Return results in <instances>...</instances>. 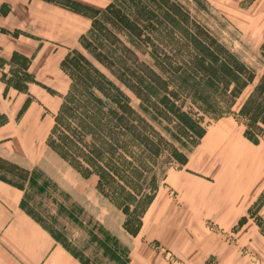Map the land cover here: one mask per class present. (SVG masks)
Listing matches in <instances>:
<instances>
[{
    "label": "rangeland",
    "instance_id": "1",
    "mask_svg": "<svg viewBox=\"0 0 264 264\" xmlns=\"http://www.w3.org/2000/svg\"><path fill=\"white\" fill-rule=\"evenodd\" d=\"M30 1L28 6L20 5L15 11L16 15L24 18L21 20L24 24L11 29L0 25L1 37L7 39L9 44L16 36L23 44L40 43L43 46L41 59L53 66L58 62L65 76H61L62 80L57 83L54 81L57 89L32 78L24 91H18L7 83L21 84L23 61L19 58L10 61L11 54L0 52V77L6 84L0 81L7 92L6 100L0 102V125L9 118L10 123L4 136H12L13 139L9 145L11 156L0 157V179L24 187L19 190L11 186L21 191L20 209L28 212L38 225L69 249L77 260L86 264H124L126 259L128 262L129 246H135L139 256L148 258L150 254L144 253V248L161 250L165 244L163 238L171 250L181 248L183 251L187 247L188 252H199L181 253L178 256L169 253L167 261L172 264H192V259L199 254H210L204 264H256L255 260H251L252 247H247L248 252L245 248L243 235L233 238L232 233L241 227L243 220L250 219L256 223L264 237V189L259 194L257 191L264 184V148L243 149L236 141L239 130H243L245 125L238 112L255 85L264 79V0H170L177 5L178 14L175 18L182 21L175 34L169 31L171 15L159 10L160 5L156 2L142 0L155 10L154 14L160 22L149 29L148 33L152 37L150 44L137 41L135 47L130 45L129 40H136V36L120 31L119 25L113 28L107 24L113 37L132 50V53L127 51L125 55L129 61L140 64L144 62L155 73H159L152 64L154 61L151 55L147 54L152 52L151 45H156L153 55L154 60L161 61L160 67L171 66L175 72L179 65V70L173 76L169 79L161 76V80L166 82V91L170 90L176 95L175 102L182 112L189 113L197 120V132L208 129L210 134L203 142L198 141L201 145L195 151L189 149L186 152L161 129L166 126L165 123L153 115L143 113L153 129L190 161L180 167L171 164L165 170L164 179L160 181L155 197L144 213V233L135 236L122 229L125 218L118 208L97 192L96 177L80 176L48 149L45 142L70 82L61 66L67 53H70V57L64 63L65 68L71 70L72 61H76L78 64L73 65L75 69L72 70L77 71L81 79L93 77L96 71L118 86L127 95L133 108L137 109L140 105L111 73V67L116 70L119 68L118 57L124 54L120 45L116 43L112 47L98 36L87 35L84 38V41L102 44L100 49L105 53V61L111 65L108 68L80 44L81 35H86L90 28V17L95 12H102L113 0ZM129 12L138 17V21L147 23L144 15L135 8L132 7ZM32 33L40 36L34 39ZM140 39L143 37L140 36ZM197 41L223 47L222 54L226 59L234 55L253 71V79L233 101L223 91L219 94L218 87L211 85V79L198 80L200 74L196 73L192 62ZM182 43L189 47L188 51L178 49L177 46ZM52 48L56 49L53 54L50 52ZM168 48L171 49L169 52L166 51ZM160 51H164L167 56H162ZM197 51L200 56L203 55L199 48ZM24 56L30 62V58ZM179 60L181 64L177 62ZM208 61L213 67L211 56ZM189 67L194 73L187 71ZM53 76L54 72H50V81ZM158 83L160 88L155 97L164 91L162 84ZM179 89L188 95L190 90L198 100L192 104L191 99ZM31 102L37 113L33 123L29 124V116L33 111L30 110L24 118L22 114ZM199 106L205 111H199ZM17 108L16 118H13ZM221 118H228L234 123L231 126L211 125ZM258 142L264 144V139ZM26 172L30 174V183L24 182ZM198 218H204V221L195 222ZM98 227L117 240L118 244L114 248H103L100 242L102 237L96 233ZM132 237L135 238L132 240Z\"/></svg>",
    "mask_w": 264,
    "mask_h": 264
},
{
    "label": "trees",
    "instance_id": "2",
    "mask_svg": "<svg viewBox=\"0 0 264 264\" xmlns=\"http://www.w3.org/2000/svg\"><path fill=\"white\" fill-rule=\"evenodd\" d=\"M152 1L160 5L159 10H164L166 14L171 15L169 19L172 25L169 31L175 34L180 28V22L182 23L181 19L175 18L178 14L177 5L175 6V3L170 0V2L168 0ZM132 7L144 15L147 23H143V20L138 21V17L129 12ZM178 8H180L179 5ZM154 12L155 10L144 4L142 0H113L102 12H95V15L90 17V28L86 35L80 37L81 46L88 52H92L94 58L107 67L110 62L105 61L107 60L105 53L100 49L102 44L91 43V40L84 41V38H87V35L98 36L112 47H115L116 43L120 45V50L124 51V54L120 53L118 57L120 66L117 70L111 67V73L140 102L137 109L130 105L129 98L118 86L98 72L95 71L93 77L81 79L76 74L77 71L72 70L75 69L73 65H77L78 62L72 61L71 70L65 68L64 63L70 57V53H67L61 66L70 82L45 141L48 149L80 176L96 177L97 192L118 208L125 218L121 227L131 236L138 233L142 217L153 201L160 181L164 179L165 170L171 164L184 166L187 160L184 153L178 151L165 137L153 129L143 113L153 115L165 123L166 126L161 129L169 138L178 142V146L186 152L193 149L204 134L203 129L197 132V120L193 119L189 113L182 112L175 102L176 95L170 90L166 91V82L161 80V76L167 79L173 76L179 70V65L175 63L178 66L175 72L172 71L171 66L170 68L160 67L161 61L154 60L153 55L156 45H151L152 52L149 51L147 54L151 55L154 61L152 64L159 73H155L154 69L144 62L140 64L137 61L136 63L129 61L125 55L127 51L132 53V50L124 47L118 38L113 37L109 29V26L114 28L119 25L120 31L136 36V40H129L133 47L137 45V41L150 44L152 37L148 33L149 29L160 22ZM140 36L143 39H140ZM162 47L165 51V46L162 45ZM177 47L183 51L189 50L185 43ZM197 48L203 53L202 56L199 55ZM197 48L196 51L191 49L195 52L192 62L196 73L200 74L198 80L210 81L211 79V85L218 87L219 94L223 91L229 100L233 101L239 96L241 89L253 79V71L234 55H229L230 59H226L222 54L224 48L221 46H213L210 42L202 44L197 41ZM170 50L166 49L167 52ZM164 51H160L162 56H167ZM262 52L264 53V42ZM210 56L213 67L208 61ZM17 58L23 61L21 84H7L18 91H24L26 84L32 81V77L27 72L29 62L28 58L15 51L11 53L9 60ZM177 62L181 64V60ZM211 69L213 71L209 73ZM187 71L194 73L191 67L189 70L187 68ZM0 80L6 84L1 77ZM158 82L162 84L164 91L159 97H155L160 88ZM79 85H81L80 88H78ZM180 92L190 98L192 104L198 100L190 90L189 95L185 91L180 90ZM197 108L199 111H205L201 106ZM238 115L245 121L243 135L247 140L257 143L259 139H264V79L255 85ZM25 175L27 178L24 182L30 183L29 172ZM0 181L19 190L24 188L6 180L0 179ZM23 211L37 223L28 212ZM98 230L96 233L102 237L100 242L103 248H114L118 244L107 231L100 230L99 227ZM49 235L72 257L78 259L69 249L57 242L55 237ZM77 261L80 264H86ZM124 264H127V259Z\"/></svg>",
    "mask_w": 264,
    "mask_h": 264
},
{
    "label": "crops",
    "instance_id": "3",
    "mask_svg": "<svg viewBox=\"0 0 264 264\" xmlns=\"http://www.w3.org/2000/svg\"><path fill=\"white\" fill-rule=\"evenodd\" d=\"M30 0H0V25L6 27L7 29L20 27L22 24L21 20L23 17L16 15L15 11L18 7L28 6ZM34 34V39L40 36L38 33ZM0 34V52L6 55H10L13 51H16L22 55H26L30 58V62L27 65V72L32 78L38 80L39 83L57 89L56 83L58 80H62L61 76H65L62 70L58 67V62L56 66L49 65L45 63L42 56L43 46L37 43L27 45L22 43V40L18 39V36L14 37V41L7 42V39H3ZM29 36V35H28ZM56 49H51L50 52L53 54ZM44 69V70H43ZM43 70V72H42ZM50 72H54V78L50 81L48 78ZM56 83H55V82ZM30 83V82H28ZM39 85V84H38ZM40 87V86H39ZM28 88L29 85H28ZM7 92L4 90V84L0 81V102L6 100ZM33 103H28L25 109H23L22 118L32 110L29 118V124L33 123L34 117L37 110L33 108ZM19 108L15 110L12 117L16 116ZM0 113L1 110H0ZM16 118V117H15ZM21 119H19L20 123ZM9 118L6 123L0 125V157L7 158L11 156L9 151V145L12 144V136H4L6 127L9 125ZM234 123L228 118L217 119L213 124L215 127L219 125H232ZM230 125V126H231ZM235 125V124H233ZM236 126V125H235ZM210 127V126H209ZM237 128V127H235ZM243 129V128H242ZM208 129L204 132L200 143L203 142L208 137ZM214 131V128L210 130ZM237 139L241 144L243 149L249 148H264V144L257 142L252 143L248 141L244 135L243 130H239ZM210 135V134H209ZM198 144L193 148L195 151L201 144ZM264 150V149H263ZM189 158L186 160V165L189 163ZM264 189V184L260 185L258 188V194ZM21 198V191L12 188L0 182V264H80L74 257H72L64 248H62L58 243H56L52 237L44 230L40 225H38L34 220H32L22 209H20L19 202ZM264 206V204H263ZM144 215L141 220L140 233H144ZM203 222L204 218H198L195 222ZM234 221V220H232ZM243 235L246 240L245 248L248 252V246L252 247L251 260H255L256 264H264V237L257 228L256 223L250 219L243 220L241 227L232 233L233 238L236 235ZM137 235V236H138ZM136 236V237H137ZM135 237H132V240ZM180 240V239H178ZM164 246L163 248L153 250L148 247L144 248V253H149L148 258H143L139 256V250L135 246H129L128 249V262L127 264H172L167 261L169 253L175 255H180L181 253H199L197 250L193 252H188L186 248L181 251L180 249L171 250L168 248V244L165 242V238L162 239ZM177 244H180L177 241ZM168 252V253H167ZM245 252V253H247ZM200 256H195L192 264H204V262L209 258L210 254H199ZM158 261L155 262L154 260Z\"/></svg>",
    "mask_w": 264,
    "mask_h": 264
}]
</instances>
